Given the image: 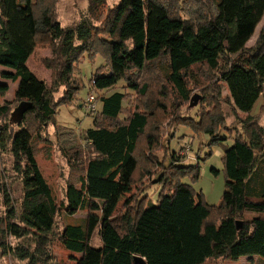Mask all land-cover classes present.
Instances as JSON below:
<instances>
[{
  "label": "trees",
  "instance_id": "trees-1",
  "mask_svg": "<svg viewBox=\"0 0 264 264\" xmlns=\"http://www.w3.org/2000/svg\"><path fill=\"white\" fill-rule=\"evenodd\" d=\"M57 1L0 0V67L9 70L0 78L16 84L14 101L0 104V155L10 156L11 172L22 187L21 198L13 199L6 183L10 177L0 167L3 255L24 264H55L50 246L57 241L72 264H137L135 258L145 264L264 260V24L256 43L246 46L264 17V0H120L106 16L70 28L57 19ZM152 11L158 14L146 31ZM38 46L51 51L40 61L51 72L50 87L26 67ZM96 57L121 68L135 96L134 110L121 119L129 96H103L100 118H93L82 143L56 124V115L61 106L76 102L80 61ZM160 61L155 91L141 77ZM195 68L207 74L217 104L219 84L226 86L224 101L241 126L224 151L218 206L207 205L202 194L180 182L187 175L198 179V167L181 165L168 143L160 147L168 151V165L154 153L167 124L206 133L213 143L225 141L231 131L215 104L213 111L196 115L200 122L181 115L192 95ZM90 83L96 91H109L116 79L97 70ZM7 91L0 84V98ZM260 98L263 105L251 116ZM22 102L31 107L13 121V105ZM51 146L58 147L70 169L63 206L37 161L42 153L49 157L46 147ZM154 185L160 188L156 204L149 196L139 198ZM62 211L68 216L86 211L85 221L66 225L57 235L55 218ZM95 233L97 248L91 246ZM8 238L22 245L12 248Z\"/></svg>",
  "mask_w": 264,
  "mask_h": 264
},
{
  "label": "rangeland",
  "instance_id": "rangeland-1",
  "mask_svg": "<svg viewBox=\"0 0 264 264\" xmlns=\"http://www.w3.org/2000/svg\"><path fill=\"white\" fill-rule=\"evenodd\" d=\"M120 0H58L56 4L57 19L63 28H70L78 24L79 22H89L95 20V15L106 16L110 9L117 7ZM151 5V4H150ZM152 6V5H151ZM155 10L161 12L159 9L152 6ZM157 12L152 11L149 15L146 31L150 29L152 22L157 17ZM99 16V17H100ZM264 24V17L260 24L255 29V32L247 47H251L256 43L261 26ZM95 26H99L97 22H94ZM51 57V51L47 46H38L34 49L33 54L29 57L26 62V67L34 75V77L45 82L48 87L51 85V72L43 67L41 64L42 59H49ZM163 61L158 62L150 66L146 71L142 73V79L146 80L147 83L152 85L155 91L159 90V72L163 66ZM79 73L76 80L82 85L79 89L76 102L72 106H61L58 109L56 120L59 126L66 129H70L74 132L76 139L84 143V137L88 130L93 128V118L99 119L101 112L100 99L104 96H110L111 94L118 92L125 94L126 100L123 102V113L120 118H124L127 114L131 113L134 109V94L126 88V84L122 79V70L120 67L110 65L100 57H96L93 62H90L87 58L80 61ZM97 70L104 75L113 74L116 79V85L109 91H96L90 83L92 75ZM8 71V70H7ZM1 72V70H0ZM195 77L193 82L189 85L192 90L190 100L194 96H198V103L195 107H190L189 103L187 106H183L181 115L183 118H191L196 122H200L196 118V115L204 110L213 111L214 107H219L222 114L226 119V127L231 131L229 134L225 133L224 137L227 138L222 142L213 143L211 137L203 132L196 133L189 126H168L163 127L160 130V146L155 150V156L158 162H162L165 165L169 164L168 157L164 159L167 152L176 153L178 161L181 165L190 166L191 168L198 167L199 177L198 179L192 180L190 176H184L180 178V182L189 186L195 193L202 194L205 202L209 206H218L221 203V197L224 192V172L222 158L225 149L229 148L232 144V138L240 132L241 126L236 121L235 115L233 114L231 107L224 101L228 96L226 86L219 84L221 89V101L218 100L219 104L216 103L215 94L210 88V83L207 81V74H200L198 69L193 70ZM0 84H6L8 91L4 97L0 98V104L4 102L14 101V92L16 90V84H12L9 81H5L0 78ZM201 92L204 95L201 94ZM62 91H60L54 98L57 100L61 97ZM87 96H94L96 98L97 110L91 112L86 108L85 99ZM19 104L13 105V110L17 108ZM263 105V98H260L254 105L251 116L257 115L260 107ZM190 109V110H189ZM12 110V111H13ZM91 112V114H89ZM92 115V116H90ZM198 116V115H197ZM244 117V116H242ZM13 120V118L11 117ZM261 124L264 127V118ZM168 128V129H167ZM50 133L51 129L48 130ZM231 137V138H230ZM52 139H55L54 137ZM168 143V144H167ZM168 151L161 146L166 147ZM49 157L47 158L43 153L37 156V161L42 172V175L49 185L53 196L56 198L59 205L65 203V190L69 179V167L67 161L62 156L57 146L46 147ZM168 153V156L170 155ZM12 160L9 155H0V167L6 170V177L9 180L6 182L9 188L12 190V198L19 200L22 196V187L20 180L17 175L11 172ZM1 170V169H0ZM2 171V170H1ZM9 176V177H8ZM138 191V188H137ZM160 188L157 185L152 186L149 190L139 195V198L149 196L151 204H156L159 196ZM2 197H0V218L4 217V207L2 205ZM86 218V211H80L74 216H68L63 211L55 218L54 233L59 235L66 225H82ZM12 248L22 245L20 240L8 238L7 243ZM91 246L97 248L99 246L98 234L92 238ZM4 249L0 248V264H24V262H18L14 258L3 255ZM50 253L54 256L53 263L57 264H72L70 254L66 252L62 246L54 241L50 246ZM221 264H264V260L258 257H242L237 261H224Z\"/></svg>",
  "mask_w": 264,
  "mask_h": 264
},
{
  "label": "water",
  "instance_id": "water-1",
  "mask_svg": "<svg viewBox=\"0 0 264 264\" xmlns=\"http://www.w3.org/2000/svg\"><path fill=\"white\" fill-rule=\"evenodd\" d=\"M198 99L199 97L198 96H194L191 100H190V103H189V106L192 108V107H195L198 103ZM31 105L27 102H22L15 110L14 112L12 113L11 117L13 118V121H19L24 113L26 111H28L30 109ZM135 263L137 264H145L143 262L142 259L140 258H135L134 259Z\"/></svg>",
  "mask_w": 264,
  "mask_h": 264
},
{
  "label": "built area",
  "instance_id": "built-area-1",
  "mask_svg": "<svg viewBox=\"0 0 264 264\" xmlns=\"http://www.w3.org/2000/svg\"><path fill=\"white\" fill-rule=\"evenodd\" d=\"M85 105L89 111L96 112L97 104H96V98L94 96H87L85 99Z\"/></svg>",
  "mask_w": 264,
  "mask_h": 264
},
{
  "label": "crops",
  "instance_id": "crops-1",
  "mask_svg": "<svg viewBox=\"0 0 264 264\" xmlns=\"http://www.w3.org/2000/svg\"><path fill=\"white\" fill-rule=\"evenodd\" d=\"M0 70H1V72L2 71H6L7 72V69H5V68H2V67H0ZM9 71V70H8ZM3 85H6V84H3ZM7 86V85H6Z\"/></svg>",
  "mask_w": 264,
  "mask_h": 264
}]
</instances>
